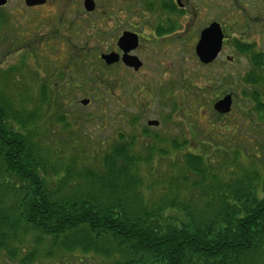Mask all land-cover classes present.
<instances>
[{
  "label": "trees",
  "instance_id": "trees-1",
  "mask_svg": "<svg viewBox=\"0 0 264 264\" xmlns=\"http://www.w3.org/2000/svg\"><path fill=\"white\" fill-rule=\"evenodd\" d=\"M3 19L0 13V36L14 29ZM12 32L17 35L9 44L13 50L30 44L23 45L20 33ZM233 46L250 63L237 80L243 105L250 108L249 119L262 126L264 52L252 51L246 42L234 40ZM16 67L26 68L25 63ZM15 69L0 72L5 77L0 81V257L10 264H34L66 252L78 261L99 259L101 264H264V154L241 164L233 151V161L215 162L228 148L238 149L233 146V139H240L237 129L215 142L199 141L194 133L199 151L180 153L183 163L175 166L178 173L161 198L146 201L140 186L143 179L155 181V154L181 152L188 140L173 138L162 127L153 128L154 133L145 125L140 134L122 131L106 125L102 110H96L84 117L90 127L81 128L78 136L68 128L67 114L55 116L52 124L71 133L68 146L78 142L81 147L73 152L68 147V155L63 149L51 152L43 148L49 129L38 130L41 110L28 106L40 101V106L68 107L54 83L69 77L62 73L42 82L28 100L31 89L16 97L6 83ZM98 71H81L71 80L74 89L100 87L105 78ZM96 123L99 128L92 126ZM181 190L187 194L179 200Z\"/></svg>",
  "mask_w": 264,
  "mask_h": 264
},
{
  "label": "rangeland",
  "instance_id": "rangeland-1",
  "mask_svg": "<svg viewBox=\"0 0 264 264\" xmlns=\"http://www.w3.org/2000/svg\"><path fill=\"white\" fill-rule=\"evenodd\" d=\"M16 1L11 0V2ZM162 1L152 0L156 9L160 7ZM80 2L81 0H78V2L77 0H64L63 8L60 5L51 10L39 9L35 13L24 11L20 8L15 10H9V7L1 9L3 14H7L2 15L3 18L17 24V26L13 25L14 29H4L0 36V72L13 67L16 68L13 74L15 78L13 75H10L9 78L8 76L6 77V79L8 78L6 83L9 82L10 91L16 97H19V92H28V89H31L28 92L29 95L27 94L29 100L32 95L34 97L36 93L38 94V88L42 82H53L62 73L70 78V80L68 78L66 81L60 80L58 83H54V85H58L59 92L60 89L63 91L62 100L69 104L68 107L63 109L61 105L56 106L46 103L40 106V101H35L34 105L28 106L30 109L41 110L37 115L38 122L43 124L38 129L39 132L49 129L47 135L43 136V148L47 146L51 152L56 149H63L68 155L70 154V149L73 152V147H81L78 142H74V146L69 147V142L67 141L71 134L69 130H63L62 124H52L54 117L59 114L68 115L66 116L67 119H64L67 120L68 124L70 121L71 124L68 128H73L76 136L81 133V128L87 130L90 127L85 122L84 117L92 116L91 114L95 113L96 110H102L101 113L106 117L103 118L106 125L111 127L116 125L122 131L126 129L132 133L139 134L146 120L164 118L167 123L163 125V128L167 129L166 131L173 138L179 140L182 138L187 139L188 144L181 152L171 150L165 156L155 154L157 160L152 162V167L155 166L153 173L156 172L155 181L149 182L143 179V185L140 186L141 193L146 201H154L161 198L163 191L170 183V177L173 178L172 175L178 173V169L175 166L179 162L180 164L183 163L180 153L187 150L199 151L196 149L198 145L195 141L196 139L200 141L205 138L211 142H215L213 139L222 141L226 140V138H223L224 135L237 129V135L240 139L234 138L233 146H237L238 149L228 148L225 153L226 156L223 152L217 157L215 156V162L225 161V157L233 161L235 159L233 151L238 153V161L241 164L255 160L256 157L254 156L257 155L262 157V154H264V124L257 126L249 119L250 108L245 109L246 104L243 105V89L237 85V80H240L248 71L250 63L245 53L242 54L234 50L233 43L234 40L236 43L238 41L246 42L253 45L251 47L252 51L264 52V0H180L182 6L179 10L184 11L186 9L188 14L186 12L184 16L183 13H177L176 18L179 22L174 16L169 14V18L172 21L175 20L173 21V29L165 32L163 38L154 37L155 40H161L159 42H163V44L171 42L170 45L155 47L152 44L145 45L142 42L136 53L142 60L143 58L146 60V64L149 62V65H145L144 70L137 73L114 71V75L115 72H118L116 75L120 81L123 78L124 82H120L119 88L112 89L111 93H105L101 86L100 89L102 90L99 88L95 89L92 86L77 89L73 87L72 81L74 82V78H77L81 71L88 69L95 72L97 66H105L99 56L97 60L92 58L90 62L72 59L73 55L76 56L75 53H79L83 49L89 50L94 43L90 41L88 45H82L81 41L84 42L85 39L78 38L82 28L85 30L91 28L87 22L81 24V19L77 16V13L79 15V12H81L78 10L81 7ZM95 2L98 8L97 14H104V12L109 15L115 12L119 13L123 8L121 6L123 0H95ZM136 7V2H134L133 8ZM142 7L145 13V15H142L144 20L142 28L147 32L148 24H153L155 21L160 20L162 15L161 12L155 14L145 10L144 5ZM63 9L65 11L62 15L54 14L63 12ZM94 15L95 13L82 14V16H90L93 21L98 22L97 17ZM121 16L123 15L121 14ZM128 16L131 17L134 24L138 21V13L133 16L129 11ZM107 18L105 17L104 20ZM212 20L221 23L224 31L228 34V38L219 57L211 64H202L194 53V43L199 30ZM106 22H109V19ZM111 25L112 23L107 28ZM12 30H15L18 34L20 33L19 38L23 45L28 42L30 44L21 50H13L9 47L11 41H14L12 37H17ZM177 35L179 36L176 37ZM89 36L91 37V35ZM109 38L110 35H107L103 41L102 37L100 43H104ZM17 44L22 46V44ZM106 50L101 48L100 52ZM22 54L26 58L22 57ZM226 55L233 56V60L231 62L227 61ZM20 63H25L26 68L17 69L16 66H19ZM114 67H112V70H119ZM99 70H101V67ZM103 71L105 75L110 73L109 69L104 68ZM98 72L102 73V71ZM4 80L5 77L0 76V81ZM146 80H157L161 83H167L166 81H168L164 94L176 93L182 98L180 112L175 113L173 107L170 108L166 103L157 102L159 98L155 93H150L147 88L142 89L141 86ZM65 84L69 87L68 90ZM124 89L133 92L124 93ZM139 89L141 93H139ZM101 92H103L102 95H100ZM225 92L233 93V104L230 113L224 116L216 113L211 106L217 97L222 96ZM129 93L133 95V98L131 97L127 100ZM117 94H120V96L115 98ZM140 96L142 98L137 100ZM85 97L90 99V103L81 105L80 99ZM135 100L138 101V106L134 102ZM236 103L237 106L240 104V108L236 106ZM130 119H135V122L132 123L133 125L129 122ZM92 126L99 128L98 123L92 124ZM254 127H259V132H256ZM151 132H155L153 127ZM194 133L197 135L196 139L193 138ZM141 140L143 139L141 138ZM163 146L169 148L166 144H163ZM90 154H92V151H90ZM260 159H257V161H260ZM148 184L151 186H148ZM183 185L180 183L181 187ZM185 194H187L186 191L181 190L178 193V199L184 198ZM0 264L10 263L5 258L0 257ZM34 264L101 263L99 259H82V261H78L76 256L71 258L68 253L62 252L52 259L40 257Z\"/></svg>",
  "mask_w": 264,
  "mask_h": 264
},
{
  "label": "flooded vegetation",
  "instance_id": "flooded-vegetation-1",
  "mask_svg": "<svg viewBox=\"0 0 264 264\" xmlns=\"http://www.w3.org/2000/svg\"><path fill=\"white\" fill-rule=\"evenodd\" d=\"M91 1H92L91 9H87V7H85V0H81V2H80L81 7H79L78 10L81 12H79V15L77 13V16L80 17L81 24H83V22H85V23L87 22L89 24V27H91V28L87 29V30L82 28L78 38L85 39L84 42L81 41L82 45H85V44L88 45V43L90 41H92V43L93 42L94 43L91 45V48L89 50L83 49L79 53H75L76 56L73 55L72 59L77 60V61L90 62L92 58H95L94 60H97V58L99 56L100 60L105 64V66L103 67L101 65L100 66L96 65L97 66L96 69L99 70V68L101 67V70H99V71H102V76L105 78L101 87L105 93H111L112 89L119 88L120 82L121 83L124 82L123 78L120 77L121 78V81H120V79L116 75L118 72H123V71H125L126 73H129V72L137 73L139 71L142 72L144 70V66L149 65V62H147V64H146V60L144 58L142 60L139 57V55L136 53V51L139 49L140 44L142 42H144L145 45L152 44L155 47H157V46L158 47H165V46L170 45L171 42L168 44H163V42H159L161 40H159V41L155 40L154 37L155 38H161V37L163 38V35L165 34V32H168V31L173 29V27H174L173 21H175V20L172 21L171 18H169V14L176 18L177 13H183L185 16V13L187 12L186 9L184 11L179 10L180 7L182 6L180 0H163L158 9H156L154 7V3L152 2V0L151 1L150 0H123V2L121 3V6H123V8H122V11H119V13L115 12V13L109 15L106 12H104V14H101L99 12L100 14H97V11H98L97 4H96L95 0H91ZM77 2H78V0H77ZM134 2H136V6H137L136 8H133ZM68 4H69V2H68ZM139 4H140V6H139L140 10L138 7ZM60 5L64 6V0H40L39 3L32 4V5L26 4L25 0H17L16 2H11V0H6L4 4L0 5V13L2 15H5L6 13L3 14V11L1 9H5L7 7H9V10H12V9L15 10L17 8H20L21 10H24V11L26 10L28 12L30 11L31 13H35V12L39 11V9L51 10L52 8H57ZM142 5H144V9L147 11H151L155 14H157V12L158 13L161 12V15H162V17H160V20L155 21L153 24H148V26H147L148 31L147 32L144 31L142 28V22H144L142 15H145V13L142 10L143 9ZM63 6H62V8H63ZM65 9H63V12L54 13V14L62 15L64 13ZM129 11L131 12V14H133V16H135V13H138V16H139L138 21H136L135 24L132 22L131 17L128 16ZM136 11H138V12H136ZM83 13L84 14L95 13L94 16L97 17L98 22L93 21L90 18V16L89 17L82 16ZM121 14L123 16H121ZM187 14H188V12H187ZM46 17H48V16H46ZM105 17H108V18L104 20ZM108 19H109V22H106V20H108ZM176 20H177V18H176ZM3 21H4V25L7 26V28H9L13 25L17 26L16 23L10 21L9 19L4 18ZM212 21H214V20H212ZM212 21H210V22H212ZM110 23H112V25L109 28H107L110 25ZM61 25H62V22H61ZM220 25H221V23H220ZM206 26H204V27H206ZM203 28H201L198 32V36L196 38L194 46H195V44L199 38L200 31ZM222 33H223V39H222L220 51L217 54L216 58L212 62H214L219 57L221 52L224 50L225 42L228 38V34L224 31L223 27H222ZM89 35H91V37ZM107 35H110V38L107 41H105L104 43H100L101 38L103 37V41H104V39L106 38ZM178 36L179 35H177L176 37H178ZM101 48L103 50L104 49H107V50L100 52ZM103 53L115 54L117 56L116 60L113 63L106 64L104 59L101 58V54H103ZM123 55L134 56L137 59V61L139 62V65L137 67H134L133 65L125 64L122 60ZM228 56L229 55H226V60L231 62L233 60V56L231 57V59H228ZM212 62L207 63V64H211ZM114 66L117 67L119 70H112V67H114ZM104 68L110 70L109 75L108 74L105 75L103 73ZM114 71H118V72H115V75H114V73H113ZM116 82H118V83H116ZM166 82L167 83H161V82H158L157 80H153V81H151V80L147 81L146 80L142 84L141 88L142 89L147 88V90L150 93H152V94L155 93L157 95V97L159 98V100L157 102L166 103V104H168V106L170 108L173 107L175 113H179L181 110L180 109V103H182V98L179 97V95H177L176 93H173L170 95L164 94V89L167 88V86H168L167 85L168 81H166ZM96 87L100 89L99 86L96 85ZM102 89H100V90H102ZM94 90H93V92H94ZM124 91H123L124 93H128V91H130V93L133 92L131 90H126V89H124ZM130 93L128 94V98L126 97L127 100H129V98H131V97L133 98V95H131ZM139 93H141L140 89H139ZM187 94H189V93H187ZM119 96H120V94H117L115 98H118ZM140 98H142V97L140 96L137 100H140ZM137 100H135L134 102L138 106ZM89 103H90V101H89ZM151 119H157V118H151ZM157 120L159 121V124L157 126L148 125L147 123H145V126L150 128V129L152 127L153 128H158V127L161 128L162 127L161 129H164L163 128V125H164L163 122L165 119L163 118V119H157ZM164 133H165V129H164Z\"/></svg>",
  "mask_w": 264,
  "mask_h": 264
},
{
  "label": "water",
  "instance_id": "water-1",
  "mask_svg": "<svg viewBox=\"0 0 264 264\" xmlns=\"http://www.w3.org/2000/svg\"><path fill=\"white\" fill-rule=\"evenodd\" d=\"M6 0H0V5L4 4ZM40 0H25L26 4L32 5L39 3ZM85 7L87 9H91L92 1L85 0ZM223 39V33L221 26L218 22L212 21L206 27H204L199 34V38L195 44L194 51L201 63L207 64L213 61L217 54L220 51L221 43ZM116 55L113 53H103L101 54V58L104 59L106 64L113 63L116 60ZM228 58H230L228 56ZM122 60L127 65H133L137 67L139 62L132 55H123ZM88 98L80 99V103L82 105L88 104ZM232 104V94L226 93L222 97L215 100L212 104L213 110L218 113L224 114L228 113L231 109ZM148 125H158L159 121L156 119H151L147 121Z\"/></svg>",
  "mask_w": 264,
  "mask_h": 264
}]
</instances>
